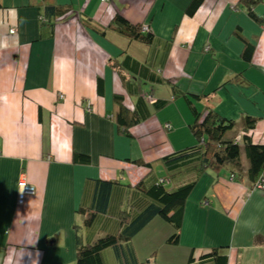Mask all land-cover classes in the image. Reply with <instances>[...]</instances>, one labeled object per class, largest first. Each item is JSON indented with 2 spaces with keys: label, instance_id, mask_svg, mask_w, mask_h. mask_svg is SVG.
Instances as JSON below:
<instances>
[{
  "label": "crops",
  "instance_id": "1",
  "mask_svg": "<svg viewBox=\"0 0 264 264\" xmlns=\"http://www.w3.org/2000/svg\"><path fill=\"white\" fill-rule=\"evenodd\" d=\"M191 1L46 0L69 8L52 27L40 21L41 0H0V264H75L74 226L86 217L77 211L87 206L92 181L134 186L148 174L134 161L154 163L162 175L160 159L196 144L186 100L173 99L161 84L144 87L172 104L135 126L132 138L118 133L114 97L123 96L130 109L136 102L112 67L124 52L199 96L200 111L212 108L238 124L258 119L249 136L264 144V27L238 7L240 0H205L192 17ZM254 13L264 21V2ZM116 15L148 25L156 41L140 44L111 31ZM93 28L106 29V37ZM236 29L256 45L251 64L242 60ZM75 154L90 164L75 163ZM23 175L36 195L20 206ZM123 192L124 199L134 193ZM117 229L115 217L98 216L80 234L90 242ZM171 233L159 219L140 233V262L215 264L202 256L222 248L228 264H264V190L229 171L209 172L186 204L179 245L167 244Z\"/></svg>",
  "mask_w": 264,
  "mask_h": 264
},
{
  "label": "trees",
  "instance_id": "2",
  "mask_svg": "<svg viewBox=\"0 0 264 264\" xmlns=\"http://www.w3.org/2000/svg\"><path fill=\"white\" fill-rule=\"evenodd\" d=\"M41 2L38 10L43 24L54 27L59 18L69 13L68 7L45 4L46 0ZM204 2L205 0H192L186 9V15L194 16ZM263 2L264 0H240L238 7L264 27V21L254 13V8ZM93 29L106 37V29ZM110 30L122 34L131 42L152 45L156 41L151 31L143 30V24H132L122 15L115 16ZM235 34L243 42L242 60L251 64L256 45L244 37L241 29H236ZM112 67L121 76L129 97L136 100L133 109H130L125 105L123 96L114 97L117 106L114 120L120 135L132 138L135 126L172 104L173 100L154 99L152 93L144 87L148 83L161 84L172 89L173 99L186 100L194 118L189 128L196 144L160 159L164 169L162 175L155 173L154 163L134 161V164L148 169V174L134 186L121 184L117 180L92 181L88 187L91 193L89 202L77 211L78 216L86 217L83 225L74 226L77 240L75 264H142L134 242L156 219L172 229L167 244L172 247L179 245L186 204L200 179L209 172L229 171L233 180L243 182L253 189L261 186L264 190V144L255 143L249 136L255 130L258 119L245 116L242 124H238L222 117L212 108L200 111L196 106V101L201 99L199 96L181 91L171 81L163 78L157 69L140 63L128 52H124L123 59L114 60ZM124 72L129 76L124 75ZM102 84L100 80V94L103 93ZM165 128L172 129V125L168 123ZM243 152L248 161L247 167L243 164ZM74 162L88 165L91 159L87 155L75 154ZM127 188L133 189L134 193L124 199L123 190ZM98 216L115 217L118 229L114 233H105L86 242L80 229L91 228ZM202 261L228 264V256L222 248L212 249L202 256Z\"/></svg>",
  "mask_w": 264,
  "mask_h": 264
},
{
  "label": "built area",
  "instance_id": "3",
  "mask_svg": "<svg viewBox=\"0 0 264 264\" xmlns=\"http://www.w3.org/2000/svg\"><path fill=\"white\" fill-rule=\"evenodd\" d=\"M103 1L108 2L109 0H103ZM143 30L145 32H150V27L148 25H143ZM13 32L14 31H12V33ZM60 98L64 99V95H60ZM167 127L170 128V125H167ZM18 189H19L18 204L20 206H23L29 197L36 195V188L27 181L25 175H23L19 180ZM257 189H263V188L260 186Z\"/></svg>",
  "mask_w": 264,
  "mask_h": 264
},
{
  "label": "rangeland",
  "instance_id": "4",
  "mask_svg": "<svg viewBox=\"0 0 264 264\" xmlns=\"http://www.w3.org/2000/svg\"><path fill=\"white\" fill-rule=\"evenodd\" d=\"M243 164H244V167H247V159H246V156H245V153L243 152Z\"/></svg>",
  "mask_w": 264,
  "mask_h": 264
}]
</instances>
